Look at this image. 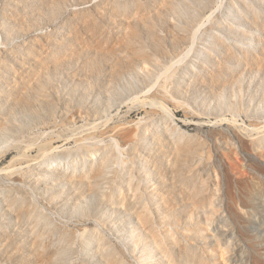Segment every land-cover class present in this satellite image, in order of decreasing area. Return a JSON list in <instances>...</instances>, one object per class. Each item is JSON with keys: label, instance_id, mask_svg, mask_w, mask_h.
Instances as JSON below:
<instances>
[{"label": "rangeland", "instance_id": "obj_1", "mask_svg": "<svg viewBox=\"0 0 264 264\" xmlns=\"http://www.w3.org/2000/svg\"><path fill=\"white\" fill-rule=\"evenodd\" d=\"M35 248L264 264V0H0V264Z\"/></svg>", "mask_w": 264, "mask_h": 264}, {"label": "bare ground", "instance_id": "obj_2", "mask_svg": "<svg viewBox=\"0 0 264 264\" xmlns=\"http://www.w3.org/2000/svg\"><path fill=\"white\" fill-rule=\"evenodd\" d=\"M217 5H218V4H217ZM219 8H220V5H219ZM218 11H219V10H218ZM216 12H217V9H215L211 14H209L208 16H206L207 18H206L205 22L203 21L204 23L195 29V31L193 32L192 42L190 43L191 46H194V45H195L200 30L202 29V27H203L207 22H209V20L211 19V17H212ZM206 25H207V24H206ZM204 27H205V26H204ZM191 46H190V48H191ZM188 51H190V49H188ZM188 51H187V52H188ZM191 51H193V50H191ZM191 51H190V52H191ZM190 52L187 53L188 55H187L186 52H185V54H186L187 57L190 55V54H189ZM187 57H186V58H187ZM178 58H179V57H178ZM183 58H185V56H183ZM186 58H185V59H186ZM181 59H182V57H181ZM185 59H184V60H185ZM184 60H182L181 63H183ZM176 62H177L178 64L180 63V62H178V60L175 61V62H173V64L175 63V65H173V67L176 66ZM184 62H185V61H184ZM23 162H31V159H26V160L22 161L21 163H23ZM15 211H16V214L18 215V217L22 220V217L25 215V210L21 208V209H16ZM5 238H6V243H5V247H4V252H5V253H18V252H20L21 248H20L19 246L16 245V242H15L14 239L8 237L7 235H5ZM33 253H34V257H35V259H37L38 263H40V264H56V263H55V260L53 259L52 256H49V254H47V253L44 254V253H43L41 250H39L38 248H35V250L33 251Z\"/></svg>", "mask_w": 264, "mask_h": 264}]
</instances>
